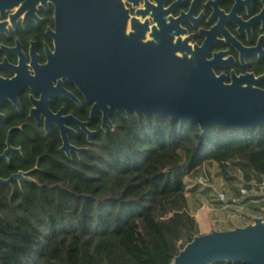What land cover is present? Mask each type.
Wrapping results in <instances>:
<instances>
[{
    "label": "trees",
    "instance_id": "obj_1",
    "mask_svg": "<svg viewBox=\"0 0 264 264\" xmlns=\"http://www.w3.org/2000/svg\"><path fill=\"white\" fill-rule=\"evenodd\" d=\"M111 121L113 128L93 126L89 141L72 140L81 150L71 157L57 133L14 139L24 154L0 162V174L38 168L34 182L0 184V264H172L200 234L187 208V175L215 161L264 180V126L202 131L166 116L115 110ZM5 141L6 130L0 153Z\"/></svg>",
    "mask_w": 264,
    "mask_h": 264
},
{
    "label": "water",
    "instance_id": "obj_2",
    "mask_svg": "<svg viewBox=\"0 0 264 264\" xmlns=\"http://www.w3.org/2000/svg\"><path fill=\"white\" fill-rule=\"evenodd\" d=\"M48 1L56 8L57 32L56 52L47 66L76 83L85 100L93 102L91 115L102 113L103 128H113L111 109L121 115L166 116L197 124L202 131L212 126L238 130L264 126L261 77L232 74L226 82L224 75L213 71L215 59H207L206 47L192 44L177 24L150 25L138 15L130 16L123 0H0V8L32 11ZM61 114L62 110L53 117ZM66 119L72 118L59 123L61 150L79 153L81 149L69 141ZM80 125L89 138L86 123ZM20 178L23 172L8 179L0 176V182L11 184ZM259 195L264 196V186ZM216 262L264 264V217L195 235L172 260Z\"/></svg>",
    "mask_w": 264,
    "mask_h": 264
},
{
    "label": "flooded vegetation",
    "instance_id": "obj_3",
    "mask_svg": "<svg viewBox=\"0 0 264 264\" xmlns=\"http://www.w3.org/2000/svg\"><path fill=\"white\" fill-rule=\"evenodd\" d=\"M130 16L138 15L152 25L157 21L177 24L185 30L190 42L206 47L207 59H215L213 71L224 75L253 74L261 77L258 86L264 89V0H123ZM137 12L139 14H137ZM56 8L48 1L35 10L20 11L18 7L0 8V134L6 130V157L0 162L12 161L11 155H23V144L17 138L34 141L36 136L49 139L58 134L63 137L59 123L63 121L70 143L89 141L96 133L93 126L102 113L91 115L93 102L85 100L82 92L68 77L55 75L48 68L51 55L56 52ZM47 66V70H46ZM34 109V111H32ZM62 110L60 116L57 115ZM113 110V109H111ZM110 110V121H111ZM49 111L53 113L50 116ZM86 123L91 132L88 138L80 125ZM112 122V121H111ZM113 125V124H112ZM67 156L71 157L72 153ZM33 168L12 171L7 177L23 172L15 185L34 182Z\"/></svg>",
    "mask_w": 264,
    "mask_h": 264
},
{
    "label": "crops",
    "instance_id": "obj_4",
    "mask_svg": "<svg viewBox=\"0 0 264 264\" xmlns=\"http://www.w3.org/2000/svg\"><path fill=\"white\" fill-rule=\"evenodd\" d=\"M201 175L206 179L205 187L196 185ZM184 180L190 189L186 193L187 208L195 217L200 234L242 226L251 222L254 216H261L248 207L257 200L239 192L241 187L249 188L256 182L250 169L243 170L229 162L205 161ZM218 192L225 193L228 203L218 199ZM231 199L236 201L229 203Z\"/></svg>",
    "mask_w": 264,
    "mask_h": 264
},
{
    "label": "rangeland",
    "instance_id": "obj_5",
    "mask_svg": "<svg viewBox=\"0 0 264 264\" xmlns=\"http://www.w3.org/2000/svg\"><path fill=\"white\" fill-rule=\"evenodd\" d=\"M233 165V164H232ZM236 166V165H234ZM256 184H258L259 182H255ZM206 179L204 178L203 175L199 176L196 180V185L200 186V187H205L206 186ZM245 186H248L247 184H244ZM251 186V185H250ZM242 188V187H241ZM244 188H247V187H244ZM194 189V188H193ZM220 193V192H218ZM224 193V192H223ZM225 194V193H224ZM254 197L256 195H246L245 197ZM257 202H254L252 204H250V206H248L250 209L253 210V212L255 214H258V215H261L262 217H264V211H263V208H264V196H260L259 195V199H256ZM185 243V240H182L180 242L181 245H183Z\"/></svg>",
    "mask_w": 264,
    "mask_h": 264
},
{
    "label": "built area",
    "instance_id": "obj_6",
    "mask_svg": "<svg viewBox=\"0 0 264 264\" xmlns=\"http://www.w3.org/2000/svg\"><path fill=\"white\" fill-rule=\"evenodd\" d=\"M264 186V180L259 184H252L249 188H240L239 192L242 196H248V195H259L260 194V188ZM218 199L222 202H227L226 195L223 192L218 193ZM236 200L231 199L229 203H234ZM228 203V202H227Z\"/></svg>",
    "mask_w": 264,
    "mask_h": 264
}]
</instances>
